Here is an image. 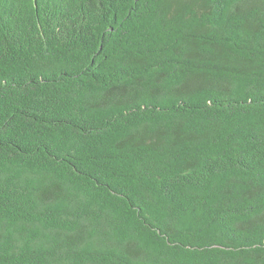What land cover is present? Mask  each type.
<instances>
[{"label": "trees", "instance_id": "16d2710c", "mask_svg": "<svg viewBox=\"0 0 264 264\" xmlns=\"http://www.w3.org/2000/svg\"><path fill=\"white\" fill-rule=\"evenodd\" d=\"M0 264H264V0H0Z\"/></svg>", "mask_w": 264, "mask_h": 264}]
</instances>
